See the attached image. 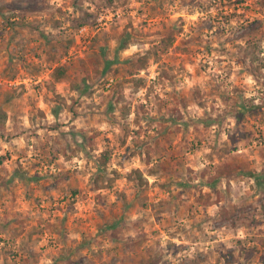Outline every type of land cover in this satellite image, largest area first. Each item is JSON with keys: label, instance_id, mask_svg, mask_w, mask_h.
I'll return each mask as SVG.
<instances>
[{"label": "rangeland", "instance_id": "obj_1", "mask_svg": "<svg viewBox=\"0 0 264 264\" xmlns=\"http://www.w3.org/2000/svg\"><path fill=\"white\" fill-rule=\"evenodd\" d=\"M0 264H264V0H0Z\"/></svg>", "mask_w": 264, "mask_h": 264}, {"label": "trees", "instance_id": "obj_2", "mask_svg": "<svg viewBox=\"0 0 264 264\" xmlns=\"http://www.w3.org/2000/svg\"><path fill=\"white\" fill-rule=\"evenodd\" d=\"M144 59L146 60V57H144ZM142 67L143 66H141V68ZM65 75H66V68H64V67H56L52 70V78H53L54 82L62 81L64 79ZM108 159H109L108 157L104 156V158L101 162L102 166L106 165ZM232 172L233 171H232L231 167L227 165L223 168V171L220 172V176L230 175ZM133 173L137 176L138 180L140 181V184H142L143 179L141 177V173L138 170L133 171Z\"/></svg>", "mask_w": 264, "mask_h": 264}]
</instances>
